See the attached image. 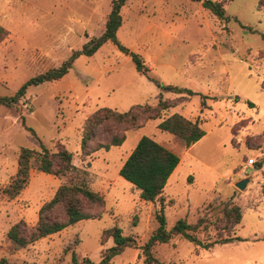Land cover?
I'll return each instance as SVG.
<instances>
[{"label": "rangeland", "instance_id": "1", "mask_svg": "<svg viewBox=\"0 0 264 264\" xmlns=\"http://www.w3.org/2000/svg\"><path fill=\"white\" fill-rule=\"evenodd\" d=\"M201 1L126 0L116 38L142 58L147 74L107 40L92 55L77 56L60 79L30 85L15 104H0V259L71 264L76 257L77 264L83 259L97 262L114 245L103 231L117 226L135 244L123 247L109 264H151L143 262L140 247L158 226L161 204L142 199L119 175L138 140L149 136L179 156L162 192L165 229L179 219L196 224L208 214L212 221L215 212L206 210L208 205L231 199L241 210L235 235L243 238L205 250L173 235L154 244L152 255L165 264H264V238L251 241L264 234V6L258 7V0H216L225 10L226 18L220 19ZM110 8L111 0H0V26L8 32L0 41V98L13 96L26 80L56 69L100 36ZM149 77L194 94L166 109L161 118L127 130L122 144L81 160L85 119L102 107L122 112L133 104L155 105L161 90ZM162 95L168 100L180 96L173 91ZM174 113L198 119L206 132L191 149L157 127ZM121 129L108 125V131ZM58 143L72 153L76 166L88 170L89 188L104 197L101 217L17 248L7 238L9 228L19 221L35 225L40 206L67 178L33 169L18 195L10 198L3 189L16 172L22 147L42 145L54 151ZM250 157L255 164L243 173ZM246 175L250 180L245 188H237L235 183ZM196 230L204 240L215 236L212 225L207 232L201 226Z\"/></svg>", "mask_w": 264, "mask_h": 264}, {"label": "trees", "instance_id": "2", "mask_svg": "<svg viewBox=\"0 0 264 264\" xmlns=\"http://www.w3.org/2000/svg\"><path fill=\"white\" fill-rule=\"evenodd\" d=\"M125 2L126 0H111V8L100 36L89 39L83 44L81 50L74 51L56 69L26 80L13 96L0 98V104L8 106L15 104L20 97L24 96L27 87L30 85L60 79L71 67L77 56L92 55L107 40H111L119 50L131 57L137 71L147 74L149 68L142 58L123 46L116 38V31L122 23L120 9ZM201 5L216 17L226 18L221 2L202 0ZM261 6H264V0H258V7ZM7 33V30L0 26V41ZM260 35L264 39V30L260 32ZM150 80L154 81L161 90L157 95L155 105L149 103L133 104L122 112L102 107L85 119L80 139L81 160H85L86 157L99 149L107 150L111 146L122 144L127 130L140 128L149 120L161 118L166 109L176 106L177 102H183L194 94L190 89L174 85H161L152 78ZM163 91H173L179 93L180 96L175 100H168L163 97ZM109 124L122 125V129L120 132L108 131ZM157 127L161 131L174 135L186 148H189L205 134V131L199 125L198 119H190L179 113L161 119ZM104 130H107V132L103 133ZM32 134L34 133L32 132ZM178 163L179 156L177 154L153 138L142 136L119 169V175L139 190V196L142 199L147 201L158 199L161 204V208L156 211L158 226L149 240L140 247L144 255V263L165 264L152 255L151 248L156 243L168 242L173 235H182L195 246L205 250L218 244L243 240V238L235 235L236 226L241 221L240 206L231 199L213 206L208 205L210 208H206V210H210L211 213L215 212V219L212 221H209L208 216L211 214H208L199 217L196 224L188 223L185 219H179L170 230L165 229L162 192L170 174ZM33 169L56 177H66L67 181L60 184L53 196L40 206L35 225L27 227L23 221H19L9 228L7 238L15 247H25L78 221L101 217V209L104 207L105 202L104 197L89 188L87 184L88 170L73 163L72 153L62 143L56 144L54 151L42 145L39 149L22 147L18 154L16 172L4 187L3 192L10 198L18 195L27 185L30 172ZM93 207L100 210L91 211ZM210 225L214 226L215 229L213 238L207 237L204 240L196 235L198 227L201 226V230L207 232ZM103 233L104 237L111 236L113 238L114 245L104 250L99 261L93 262L89 259H83V264H109L113 256L121 251L123 247L135 244V240L123 236L121 229L117 226L107 228ZM77 263V258L73 257L71 264ZM0 264L33 263L26 261L10 262L2 258Z\"/></svg>", "mask_w": 264, "mask_h": 264}, {"label": "water", "instance_id": "3", "mask_svg": "<svg viewBox=\"0 0 264 264\" xmlns=\"http://www.w3.org/2000/svg\"><path fill=\"white\" fill-rule=\"evenodd\" d=\"M249 180H250V179H249L248 176L246 175L245 178H242V179L238 180V181L235 183V186H236L237 188H239V189H244L245 186L247 185V183L249 182Z\"/></svg>", "mask_w": 264, "mask_h": 264}, {"label": "built area", "instance_id": "4", "mask_svg": "<svg viewBox=\"0 0 264 264\" xmlns=\"http://www.w3.org/2000/svg\"><path fill=\"white\" fill-rule=\"evenodd\" d=\"M253 164H255V159L250 157L246 160L244 167L242 168V172L246 173L247 167H249L250 165L252 166Z\"/></svg>", "mask_w": 264, "mask_h": 264}, {"label": "crops", "instance_id": "5", "mask_svg": "<svg viewBox=\"0 0 264 264\" xmlns=\"http://www.w3.org/2000/svg\"><path fill=\"white\" fill-rule=\"evenodd\" d=\"M147 67H148V66H147ZM148 68H149V67H148ZM170 115H171V114H170ZM168 116H169V115H168ZM205 133H206V132H205ZM204 135H205V134H204ZM204 135H203V136H204ZM200 139H201V138H200ZM200 139H199V140H200ZM199 140H198V141H199ZM198 141H197V142H198ZM197 142H195V143H197ZM195 143H194V144H195ZM194 144L191 145L188 149H191V148L194 146ZM174 170H175V169H174ZM174 170H173V171H174ZM172 173H173V172H172ZM172 173L170 174V176L172 175ZM170 176H169V178H170ZM169 178H168V180H169ZM168 180H167V182H168ZM167 182H166V184H167ZM262 238H264V234H263L261 237L259 236V237L251 238V241H252V242H253V241H258V240H260V239H262Z\"/></svg>", "mask_w": 264, "mask_h": 264}]
</instances>
